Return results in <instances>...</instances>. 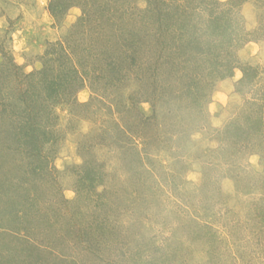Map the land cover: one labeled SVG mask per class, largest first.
<instances>
[{
  "label": "rangeland",
  "instance_id": "374dc122",
  "mask_svg": "<svg viewBox=\"0 0 264 264\" xmlns=\"http://www.w3.org/2000/svg\"><path fill=\"white\" fill-rule=\"evenodd\" d=\"M0 264H264V0H0Z\"/></svg>",
  "mask_w": 264,
  "mask_h": 264
},
{
  "label": "trees",
  "instance_id": "16d2710c",
  "mask_svg": "<svg viewBox=\"0 0 264 264\" xmlns=\"http://www.w3.org/2000/svg\"><path fill=\"white\" fill-rule=\"evenodd\" d=\"M244 74H245V76H246V72H244ZM21 128H23V127H21ZM31 130V129H30ZM32 131V130H31ZM27 134L31 137L32 135H33V131L31 132V133H28L27 132Z\"/></svg>",
  "mask_w": 264,
  "mask_h": 264
}]
</instances>
